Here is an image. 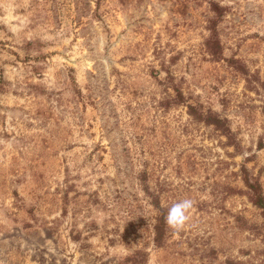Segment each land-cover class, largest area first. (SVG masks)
Returning a JSON list of instances; mask_svg holds the SVG:
<instances>
[{
	"label": "rangeland",
	"instance_id": "rangeland-1",
	"mask_svg": "<svg viewBox=\"0 0 264 264\" xmlns=\"http://www.w3.org/2000/svg\"><path fill=\"white\" fill-rule=\"evenodd\" d=\"M167 70L232 140L161 108ZM263 81L264 0H0V264H264ZM145 168L193 203L168 248Z\"/></svg>",
	"mask_w": 264,
	"mask_h": 264
},
{
	"label": "trees",
	"instance_id": "trees-1",
	"mask_svg": "<svg viewBox=\"0 0 264 264\" xmlns=\"http://www.w3.org/2000/svg\"><path fill=\"white\" fill-rule=\"evenodd\" d=\"M211 8L215 12V17L209 20L211 35L205 41V45L207 50L214 57L221 59L223 55L220 51L221 43L218 37L217 30L218 20L221 15V6L214 1H211ZM233 62H236V60H233ZM167 74L168 75L160 81V85L163 86V90L165 92L164 97L160 100L161 108L166 111V109H169L172 105L175 107L186 106L189 117L193 122H203L207 125H212L216 130L220 131L221 134H225L229 140H232L233 132L228 124V119L221 117L211 109L203 108L199 101L192 102L191 98L187 97L184 94L182 88L175 82V77L170 72V70H167ZM261 87L264 88V81L261 82ZM79 93L82 96L83 92L81 90ZM241 173L243 181L248 188L250 200L257 208L261 210V213L264 216V193L262 185L257 180H253L254 178H250L249 170L245 165L242 166ZM138 179H140V181L144 185V189H146V191L151 196V203L156 209H158V211H161V213H159V215L156 217V221L154 224V242L159 247L168 248L170 246L169 238L171 236V232L170 229H168L169 226L167 225L165 219L167 216V212L161 206L158 194L155 191L150 192L147 186V168H145V170L139 171Z\"/></svg>",
	"mask_w": 264,
	"mask_h": 264
},
{
	"label": "clouds",
	"instance_id": "clouds-1",
	"mask_svg": "<svg viewBox=\"0 0 264 264\" xmlns=\"http://www.w3.org/2000/svg\"><path fill=\"white\" fill-rule=\"evenodd\" d=\"M193 207V203L190 199H184L174 203L167 212L166 223L169 228L175 232H179L184 229L188 219L189 213Z\"/></svg>",
	"mask_w": 264,
	"mask_h": 264
}]
</instances>
